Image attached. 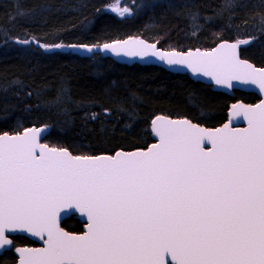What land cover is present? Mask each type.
I'll use <instances>...</instances> for the list:
<instances>
[{
	"label": "snow or ice",
	"instance_id": "6c2138e0",
	"mask_svg": "<svg viewBox=\"0 0 264 264\" xmlns=\"http://www.w3.org/2000/svg\"><path fill=\"white\" fill-rule=\"evenodd\" d=\"M138 43L126 54L159 55L217 84L264 91V69L237 55L248 40L195 57ZM234 108L247 128L157 117L159 143L114 156H73L42 144L39 128L0 135V249L12 245L7 232L20 230L47 237L46 248L16 249L20 264H264V103ZM69 209L87 218L86 234L60 227Z\"/></svg>",
	"mask_w": 264,
	"mask_h": 264
},
{
	"label": "trees",
	"instance_id": "16d2710c",
	"mask_svg": "<svg viewBox=\"0 0 264 264\" xmlns=\"http://www.w3.org/2000/svg\"><path fill=\"white\" fill-rule=\"evenodd\" d=\"M117 0H0V135L49 128L44 143L75 155H114L154 142L152 120L185 118L223 125L229 106L254 104L255 93L231 97L156 66L122 65L42 46L85 47L143 38L165 50H210L248 40L241 57L264 66V0H123L131 15L111 11ZM28 41V43H23ZM71 217L63 228L83 231ZM0 264H16L15 249L37 246L13 237Z\"/></svg>",
	"mask_w": 264,
	"mask_h": 264
},
{
	"label": "water",
	"instance_id": "95a60500",
	"mask_svg": "<svg viewBox=\"0 0 264 264\" xmlns=\"http://www.w3.org/2000/svg\"><path fill=\"white\" fill-rule=\"evenodd\" d=\"M139 41H143L144 45H155V49L158 53H172V52H176V53H183L185 54V57H187V55L189 53H191V55L193 57L196 56L197 54V50H199V52L201 54L206 53V52H211L213 49H218L221 43H236V42H230V41H223L220 42L219 44H217L215 47H213L210 50H203L200 48H196V49H191L188 51H178V50H165L160 48L157 44L152 43L146 39L143 38H134V37H130V38H126L123 40H115L112 42H108V43H104V44H99V45H92V46H85V47H76V46H71L69 47L66 51L67 52H72L74 54L83 56V57H92L94 55H101L103 57H109L111 59H113L115 62L122 64V65H140V66H156V67H160L165 69L168 72L174 73V74H184V75H188L193 81L195 82H200L203 84H206L208 86L211 87L212 91L215 92H222L225 93L231 97L235 96V92L240 91V92H244V93H255L258 95L259 97V101L251 104V103H246L244 101H237L232 103L229 106V109L227 111V121L221 125V126H217V127H207V126H203L200 125L198 123L192 122L188 119L185 118H171V117H167V116H157V117H164L166 119H170V120H188L191 123L199 126L202 129L205 130H216V129H224L225 125L228 126L229 129H245L248 127V123L247 120L244 119L243 114L241 115H236V111L237 109L234 108V106H239V105H243L245 107L247 106H257L261 103H264V91H262L258 85L255 84H251V83H242L239 80H233L231 81V84L233 85L232 87H229L226 84H217L215 82V80L211 77V76H205L202 72H193L191 68H189L186 64H169L167 62V60H162L160 59L159 55H129L126 54L127 51H136L139 50L142 46L138 43ZM119 42V43H118ZM110 45L112 47L117 48L119 51L118 52H114L111 50L110 48H105L104 45ZM246 44H240L237 47V55L238 58L241 61H247L248 64H251L254 68L257 69H264V66H258L254 63H252L251 61H248L246 59H243L241 57V49L245 46ZM157 117H155L153 120H155ZM152 120V122H153ZM151 122V127H150V132L152 134L153 140L154 142L152 144H150L147 148H139V149H134V150H128V151H124V150H120L118 152H138V151H147L149 148L152 147V145L159 143V138L154 134L153 131V123ZM157 123H160V121H157ZM35 128H39V129H43L42 134H41V138H40V142L42 144H46L44 143V139L47 136V134L49 133V128L46 126H41V127H36V126H32L30 128L27 129H35ZM26 130V129H25ZM25 130H23L20 133H23ZM4 134V133H3ZM9 134V133H7ZM18 134V133H17ZM2 135V134H1ZM9 135H16V134H9ZM48 145V144H46ZM49 146V145H48ZM203 146L205 147L206 150H211V143L209 141H207V139H205V141L203 142ZM51 147V146H49ZM58 148V147H55ZM59 149V148H58ZM66 149V148H63ZM68 150V149H67ZM68 152L73 155L76 156L75 154H73L70 150H68ZM117 153V152H116ZM115 153V154H116ZM114 154V155H115ZM114 155H108V154H102V155H96V156H114ZM71 217H75L76 219H78L81 223H83V231L81 233H73V232H69L68 230L63 228V223L70 219ZM87 218L85 216H82L78 211L76 210H65L64 212H62L60 214V218H59V225L60 227L65 231L68 232L71 235L74 236H80V235H84L87 232ZM6 236L12 240L13 237H25L27 239H29L30 241L34 242L37 244V246L33 247V246H20L17 247L16 249L20 248V249H43L47 247V237L45 235V237L43 239H41V237L39 236H33L31 233L25 232V231H20L17 230L16 232H7ZM14 247V243L12 240V245L11 246H4L3 249H0V259L1 257L8 251L12 250ZM15 249V255L17 256L18 260L16 264H20V260H21V254L19 252H17Z\"/></svg>",
	"mask_w": 264,
	"mask_h": 264
},
{
	"label": "rangeland",
	"instance_id": "374dc122",
	"mask_svg": "<svg viewBox=\"0 0 264 264\" xmlns=\"http://www.w3.org/2000/svg\"><path fill=\"white\" fill-rule=\"evenodd\" d=\"M113 9H116V11H114ZM124 9H128L129 12L128 13L124 12L123 11ZM110 10L113 11L114 13H117V14L121 15V16H126V15H131L132 14L131 6L129 4H125L123 2V0H117L116 3L111 7ZM42 48L44 50H49V51L57 50L59 52H67L66 50L69 47L65 46V45H58V47L57 46H49V47L42 46ZM68 53H70V52H68Z\"/></svg>",
	"mask_w": 264,
	"mask_h": 264
}]
</instances>
